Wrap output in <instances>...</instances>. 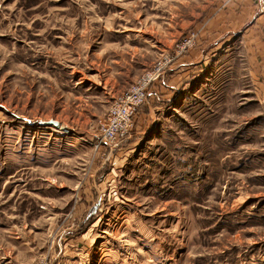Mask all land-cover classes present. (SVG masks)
I'll use <instances>...</instances> for the list:
<instances>
[{
  "label": "rangeland",
  "instance_id": "rangeland-1",
  "mask_svg": "<svg viewBox=\"0 0 264 264\" xmlns=\"http://www.w3.org/2000/svg\"><path fill=\"white\" fill-rule=\"evenodd\" d=\"M223 16L247 27L180 67ZM263 20L264 0H0V264H264ZM164 58L161 100L100 146Z\"/></svg>",
  "mask_w": 264,
  "mask_h": 264
},
{
  "label": "built area",
  "instance_id": "built-area-1",
  "mask_svg": "<svg viewBox=\"0 0 264 264\" xmlns=\"http://www.w3.org/2000/svg\"><path fill=\"white\" fill-rule=\"evenodd\" d=\"M196 44L195 34L177 44V54H186ZM171 62L170 59L161 60L152 72L144 76L134 85L128 88V91L121 97L116 98L111 105L107 117L101 123L99 132V145L112 144L124 141L129 138L134 127V116L148 98L150 85L160 78L162 71ZM46 264V263H40Z\"/></svg>",
  "mask_w": 264,
  "mask_h": 264
},
{
  "label": "crops",
  "instance_id": "crops-1",
  "mask_svg": "<svg viewBox=\"0 0 264 264\" xmlns=\"http://www.w3.org/2000/svg\"><path fill=\"white\" fill-rule=\"evenodd\" d=\"M239 17L234 18V21H236L237 24L241 23V22H239L240 20L242 22H244V19H245V18L240 17V20H239ZM256 17H257V15L255 14V16H253L251 18L252 19L251 21H253V19H255ZM234 21H233V25L231 27V23L229 22V19H227L226 17L223 16V17H219L217 20L211 21V23L207 24V26L203 29V31L201 33V37H200L201 40H200V43L198 45L200 48H198V50H196V55L195 56L192 55L190 57H186L185 59H183L180 63L181 64L180 67H182V66L190 67L193 64H196V62L194 60L198 59L199 56H203L204 52H206L208 49L215 47V46L219 47L220 43L223 42L225 37H227L229 34L237 35L240 31H242L243 29H245L247 27V25H244V26L239 25L238 27H235ZM256 21L261 22V17H258L256 19ZM251 23H252V25H254L255 21H253ZM263 23H264V20H263L262 24ZM232 29H233V31H232ZM200 49H202L201 52L199 51ZM199 59H201V57H199ZM259 64L255 63L253 65L254 66L253 68L258 70L259 76L257 77V80L259 78L262 79L261 80L262 83L257 84V86L259 89L258 90L259 96H261L263 99L262 101H264V61H263V65H262V62ZM179 70H181V69H179ZM179 70L177 71L178 74L180 73ZM182 71H183V68H182ZM162 84H163L162 88L165 89L164 91L175 90L174 86L176 84H174L172 81L169 83L163 81ZM149 99L152 101L156 100V99H157L156 101L161 100V98L158 97V92H156L154 90V88H152V91H150V93H149ZM76 244H77V242H75L74 240L69 241L68 244H65L63 246L62 245L59 246V252L60 253H63V251L67 252L69 250V246L72 247V246H75ZM72 252H74L75 254H79L76 252V250L75 251L73 250ZM80 261L81 260L75 259L73 262V259H69V261H67V262H70V263L73 262V264H80Z\"/></svg>",
  "mask_w": 264,
  "mask_h": 264
},
{
  "label": "water",
  "instance_id": "water-1",
  "mask_svg": "<svg viewBox=\"0 0 264 264\" xmlns=\"http://www.w3.org/2000/svg\"><path fill=\"white\" fill-rule=\"evenodd\" d=\"M48 124L55 125V126H59V123L58 122H55V121H50Z\"/></svg>",
  "mask_w": 264,
  "mask_h": 264
}]
</instances>
